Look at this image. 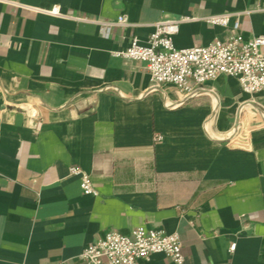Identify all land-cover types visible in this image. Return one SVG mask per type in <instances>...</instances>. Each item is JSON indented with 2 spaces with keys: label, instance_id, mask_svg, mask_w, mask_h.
Masks as SVG:
<instances>
[{
  "label": "crops",
  "instance_id": "obj_1",
  "mask_svg": "<svg viewBox=\"0 0 264 264\" xmlns=\"http://www.w3.org/2000/svg\"><path fill=\"white\" fill-rule=\"evenodd\" d=\"M218 14L264 35V0H0V264H78L141 226L177 233L182 264H264V91L226 75L187 99L150 91L144 63L112 56L180 18L176 47L223 40L203 21Z\"/></svg>",
  "mask_w": 264,
  "mask_h": 264
},
{
  "label": "built area",
  "instance_id": "obj_2",
  "mask_svg": "<svg viewBox=\"0 0 264 264\" xmlns=\"http://www.w3.org/2000/svg\"><path fill=\"white\" fill-rule=\"evenodd\" d=\"M47 12L60 15L57 6ZM185 20L188 18L157 22L147 41L135 37L126 49L114 51L112 56L144 63L150 76V91L171 84L187 99L220 75L237 79L243 92L251 96L264 91V35L246 40L240 33L238 16L211 15L203 21L212 26L229 28L228 36L205 46L178 48L174 37ZM127 25V18L121 15L106 26L109 32L114 26ZM154 140L160 142L163 136L156 134ZM69 175L79 179L85 195L98 196L91 176L84 169L71 166ZM235 247L236 244H232L230 251H234ZM156 254L171 259L175 264H182L184 257L180 236L143 226L133 229L129 235L109 230L82 249L78 264H141Z\"/></svg>",
  "mask_w": 264,
  "mask_h": 264
}]
</instances>
